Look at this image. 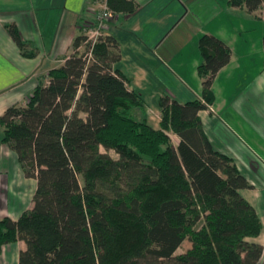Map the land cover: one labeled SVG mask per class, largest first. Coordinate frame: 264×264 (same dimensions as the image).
I'll list each match as a JSON object with an SVG mask.
<instances>
[{
  "label": "trees",
  "instance_id": "obj_1",
  "mask_svg": "<svg viewBox=\"0 0 264 264\" xmlns=\"http://www.w3.org/2000/svg\"><path fill=\"white\" fill-rule=\"evenodd\" d=\"M263 3L228 1L248 14ZM108 5L115 17L137 10L134 0ZM90 8L63 64L0 117V143L36 179L32 208L17 221L0 218V250L23 241L19 264H258L262 223L241 195L252 186L214 148L199 115L214 102L213 80L229 62V46L200 38L202 99L164 95L155 130L141 93L114 67L116 40L107 33L94 44L88 39L96 25ZM5 28L22 56H36L15 25Z\"/></svg>",
  "mask_w": 264,
  "mask_h": 264
},
{
  "label": "crops",
  "instance_id": "obj_2",
  "mask_svg": "<svg viewBox=\"0 0 264 264\" xmlns=\"http://www.w3.org/2000/svg\"><path fill=\"white\" fill-rule=\"evenodd\" d=\"M134 2L136 12L116 17L105 33L118 44L114 67L141 93L143 116L155 130L160 129L159 101L164 95L180 103L202 99L200 38L213 35L231 50L229 62L213 80L214 102L199 115L214 148L231 157L252 186L241 195L260 217L262 231L254 242L263 247L258 264H264V67L252 68L253 55L245 52L250 45L237 27H209L225 7L248 23H256L259 13L248 14L218 0ZM91 5L90 0H0V117L7 108L24 105L38 80H47L48 72L63 64L81 34V16ZM11 24L36 49L35 57L21 55L5 28ZM171 138L177 142L176 136ZM35 190L36 179L27 178L16 154L0 143V218L17 221L32 208ZM25 249L23 241L3 245L0 264H19Z\"/></svg>",
  "mask_w": 264,
  "mask_h": 264
},
{
  "label": "rangeland",
  "instance_id": "obj_3",
  "mask_svg": "<svg viewBox=\"0 0 264 264\" xmlns=\"http://www.w3.org/2000/svg\"><path fill=\"white\" fill-rule=\"evenodd\" d=\"M228 1L229 0H218V2L220 4H222V5L225 4V6L228 4ZM225 8L226 9L222 10V12L217 15L218 16L217 20L215 22H211L209 24V27H212L218 23H219V25H222L225 29H230V28L232 29L234 27H237L236 28L237 30L242 31V33H241L242 41L247 43L248 45H250V47H247L245 52L248 53V56H249V54H250V56L253 55L252 57L254 59L252 61L255 62L256 66H252V68H255L257 71V68L261 67L260 65H263V67H264V54H263L264 53L263 52L264 51V3L258 12L261 17H258L256 23L255 22L248 23L247 21H245L248 19L239 18V16L241 15L240 13H233V11H231L227 7H225ZM247 25H251L250 30H248V28L246 29ZM242 27H244V29ZM244 45L245 44H242V47L240 48V50L242 52H244V49H243ZM249 48H251V49H249ZM82 50L83 49H81V51ZM259 51H260L261 55H258ZM173 142L175 144L176 139H174ZM100 152L103 154L109 155L113 159L118 158L116 153L112 150L107 151L101 147ZM80 182H81V184L83 183L81 177H80ZM22 189H24V188H22ZM24 191H27V190L24 189ZM32 204H33V202H32ZM189 246H190V242L186 240L182 244L180 249L178 250V253H182Z\"/></svg>",
  "mask_w": 264,
  "mask_h": 264
},
{
  "label": "built area",
  "instance_id": "obj_4",
  "mask_svg": "<svg viewBox=\"0 0 264 264\" xmlns=\"http://www.w3.org/2000/svg\"><path fill=\"white\" fill-rule=\"evenodd\" d=\"M92 12L96 15V25L88 28L85 33L94 44L98 37L102 36L108 29L110 23L115 20V14L108 5V0H95Z\"/></svg>",
  "mask_w": 264,
  "mask_h": 264
}]
</instances>
